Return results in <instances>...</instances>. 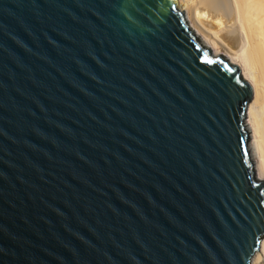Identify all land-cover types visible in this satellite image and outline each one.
<instances>
[{
  "label": "water",
  "instance_id": "water-1",
  "mask_svg": "<svg viewBox=\"0 0 264 264\" xmlns=\"http://www.w3.org/2000/svg\"><path fill=\"white\" fill-rule=\"evenodd\" d=\"M253 98L176 0H0V264H251Z\"/></svg>",
  "mask_w": 264,
  "mask_h": 264
},
{
  "label": "bare ground",
  "instance_id": "bare-ground-1",
  "mask_svg": "<svg viewBox=\"0 0 264 264\" xmlns=\"http://www.w3.org/2000/svg\"><path fill=\"white\" fill-rule=\"evenodd\" d=\"M178 10L187 11L185 20L209 55L220 58L227 52L254 87L244 128L253 178L264 184V0H180ZM251 264H264V235Z\"/></svg>",
  "mask_w": 264,
  "mask_h": 264
},
{
  "label": "rangeland",
  "instance_id": "rangeland-1",
  "mask_svg": "<svg viewBox=\"0 0 264 264\" xmlns=\"http://www.w3.org/2000/svg\"><path fill=\"white\" fill-rule=\"evenodd\" d=\"M179 6H180V0H178V8H179ZM181 12H182V14L184 15V17L186 18V12L187 11H182V10H180ZM188 22V21H187ZM189 24V23H188ZM190 26V25H189ZM197 41L198 42H200V44H201V38L200 37H198L197 36ZM203 46V45H202ZM204 47V46H203ZM207 49V48H206ZM208 50V49H207ZM220 58H223L224 60H226V61H228V62H230L231 63V60H230V57H229V55H228V53L227 52H225L224 51V53H223V56H221ZM232 64V63H231ZM241 74H242V71H241ZM249 135V134H248ZM249 139H250V135H249V137H248Z\"/></svg>",
  "mask_w": 264,
  "mask_h": 264
}]
</instances>
